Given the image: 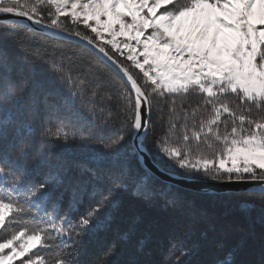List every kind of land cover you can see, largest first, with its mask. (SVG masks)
<instances>
[{
    "label": "snow or ice",
    "instance_id": "6c2138e0",
    "mask_svg": "<svg viewBox=\"0 0 264 264\" xmlns=\"http://www.w3.org/2000/svg\"><path fill=\"white\" fill-rule=\"evenodd\" d=\"M79 24L90 31L71 27ZM73 37L86 42L79 52L39 57L53 70L51 90H43L42 100L35 92L29 96L27 81L15 74L25 64L35 69L30 46L74 43ZM111 73H122L126 81L116 84ZM56 81L74 88L61 95ZM189 94L201 96L202 103L177 105ZM229 94L239 102L229 103ZM53 95H61L60 101H50ZM157 125L163 131L151 140L153 152L145 141ZM38 130L41 150L32 155ZM77 139L105 151L88 162L68 161L50 150ZM121 153L135 157L143 171L129 164L102 167L105 154ZM149 154L155 172L145 163ZM30 158L47 167L38 182L27 168ZM157 172L251 182L233 191L242 211L259 206L264 229V0H0V264L18 259L20 264H80L84 237L109 227L119 209L117 193L130 190L145 202L162 199L164 208L177 206L173 189ZM59 186L74 195L56 212ZM84 194L90 203L81 211ZM187 206L190 215L210 221L205 210ZM141 223L139 215L130 217L104 257L121 243L142 252L148 236L138 235ZM209 230L215 231L211 223ZM251 234L233 243L226 234L215 240L221 254L211 264H246L237 258ZM201 237L207 240L208 232ZM261 241L256 264H264V231ZM173 247L180 253L173 264H185L183 244Z\"/></svg>",
    "mask_w": 264,
    "mask_h": 264
},
{
    "label": "trees",
    "instance_id": "16d2710c",
    "mask_svg": "<svg viewBox=\"0 0 264 264\" xmlns=\"http://www.w3.org/2000/svg\"><path fill=\"white\" fill-rule=\"evenodd\" d=\"M65 23H70L69 17L61 18ZM76 30L89 31L82 27V24L71 25ZM9 48L12 52L17 51L14 43H10ZM30 59L35 61V69L28 65H23L21 71L16 72V79L28 83L29 96L35 92L42 100L43 90H51L50 76L53 70L44 65L39 57L51 59L57 53L68 54L69 49H76L79 52L82 46L76 43H56L53 41H41L30 46ZM91 55V53H89ZM118 55V54H117ZM121 62L126 65L130 64L125 58L119 56ZM93 63H96L95 56L92 57ZM107 71V69H105ZM136 74L138 70L132 69ZM112 81L116 84H122L124 81L116 73H111ZM39 85V86H38ZM74 86L71 82L63 84L56 81V91L66 94ZM61 95H53L49 97L52 102H59ZM183 104L187 106L189 103L195 105L202 103L201 96L187 95L177 99V105ZM239 101L232 98L229 94V103H238ZM41 109L43 104L41 103ZM210 110V109H209ZM206 116V112H202ZM91 119V117H89ZM221 132L224 131L221 127ZM111 130H109L110 132ZM163 131L162 127L157 125L154 131L149 132V139L145 141L146 145L151 149V140L153 136L159 135ZM129 143H133V139L129 138ZM219 145L214 144V148ZM41 150V138L39 130L35 142L30 148L32 155ZM50 150L56 152L62 158L68 161H88L97 152L105 150L97 143L82 144L79 139L68 141L67 143L58 142L50 146ZM154 152V149H151ZM152 157V156H151ZM129 164L134 170L139 169L138 162L135 157H128L126 154L119 155L105 154L102 161V167L105 169H115L121 165ZM92 166H95L93 164ZM27 168L31 172V179L40 181L47 172V167L39 166L38 162L31 158L27 161ZM182 171V170H178ZM75 174H79L78 170ZM201 180H210L206 178H195ZM214 181V180H212ZM173 189L174 195L178 201L176 207L164 208V201L157 199L153 203L145 202L132 195L131 191L117 193V199L120 201V207L114 211L110 226L100 228L96 232L84 237L83 249L78 257L80 264H102L103 261H109L110 264H128L129 261L135 260L137 264H173L176 256L180 253L173 245L184 246L185 252L188 254L182 256L181 259L185 264H211V262L221 253L215 247L214 241L223 238L226 234L230 243L241 240L242 236L247 235L242 245V251L238 260L246 262V264H256L261 255V233L264 231L260 224L261 209L257 206L251 211H242L238 204V195L236 193L229 194H201L188 190H184L168 184ZM73 191L71 188L59 186L54 190V197L58 199L55 204V211L60 212L66 209L67 205L73 199ZM90 203L87 194H84L83 203L80 205L83 211ZM191 203L196 210H205L210 217V221L200 218L198 215H190L188 204ZM49 211L52 206L49 205ZM139 215L142 223L139 225L138 235L148 236V241L142 252H137L133 244L121 243L115 254L105 258L104 253L110 247L113 240L118 239V232L126 227L130 217ZM213 224L215 231L209 230V224ZM208 232V239L201 237L203 232ZM191 235H187V233ZM34 251H40L39 248ZM17 264H20L17 263Z\"/></svg>",
    "mask_w": 264,
    "mask_h": 264
},
{
    "label": "water",
    "instance_id": "95a60500",
    "mask_svg": "<svg viewBox=\"0 0 264 264\" xmlns=\"http://www.w3.org/2000/svg\"><path fill=\"white\" fill-rule=\"evenodd\" d=\"M8 16H11V14H7ZM22 19V18H21ZM39 27V26H37ZM74 43L84 46L86 42L80 41L78 38L73 37ZM87 47L91 48V45H88ZM122 79L123 74L120 73L119 75ZM123 81H126V77H123ZM138 140H133V143H138ZM145 163L149 168L152 169V171H156L155 168H153V162L151 155H145ZM157 176L160 177L162 180H165L168 182V184L196 192L201 194H229L234 193L233 189L237 188H245L251 186L250 183H242V182H228V181H210V180H201V179H192V178H186L179 175H169L165 174L164 176H160V173L157 172Z\"/></svg>",
    "mask_w": 264,
    "mask_h": 264
},
{
    "label": "rangeland",
    "instance_id": "374dc122",
    "mask_svg": "<svg viewBox=\"0 0 264 264\" xmlns=\"http://www.w3.org/2000/svg\"><path fill=\"white\" fill-rule=\"evenodd\" d=\"M120 10L123 11V10H124L123 7H121ZM102 19H103V18H102ZM126 19H127V21H128L129 23L131 22L130 17H128V18H126ZM92 23H94V22H92ZM82 27L85 28L84 25H82ZM89 31H90V30H89ZM148 31L151 32L152 30L149 29ZM128 34L131 35L132 33L129 32ZM146 35H147V33H146ZM105 38H106V39L109 38L108 35H107V33H105ZM118 39H119V40H124V39H126V37L121 36V37H118ZM141 39H143V37H141ZM132 44H133V46H135V42H132ZM124 52H125V55H126V54H127V49H124ZM122 57H123V56H122ZM124 58H125V57H124ZM129 62H130V61H129ZM130 63H131V62H130ZM210 181H212V180H210ZM21 259H23V258H21ZM19 262H20V259L16 260V261H15V264H17V263H19Z\"/></svg>",
    "mask_w": 264,
    "mask_h": 264
}]
</instances>
